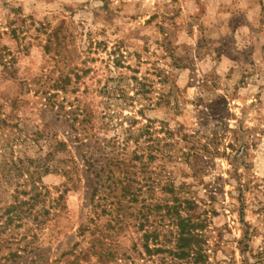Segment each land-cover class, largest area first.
Wrapping results in <instances>:
<instances>
[{
    "label": "rangeland",
    "instance_id": "obj_1",
    "mask_svg": "<svg viewBox=\"0 0 264 264\" xmlns=\"http://www.w3.org/2000/svg\"><path fill=\"white\" fill-rule=\"evenodd\" d=\"M181 219L264 264V0H0V264H169Z\"/></svg>",
    "mask_w": 264,
    "mask_h": 264
},
{
    "label": "trees",
    "instance_id": "obj_2",
    "mask_svg": "<svg viewBox=\"0 0 264 264\" xmlns=\"http://www.w3.org/2000/svg\"><path fill=\"white\" fill-rule=\"evenodd\" d=\"M37 196L38 194H33L28 200H16L17 202L12 204L8 213H11V216H19L18 206L38 201ZM10 218L9 216L8 219ZM177 224L179 227L178 240L176 249L171 252L174 259L172 258L169 264H205L207 258L203 249V235L198 230L199 223L193 221L187 224L186 220L181 219ZM185 257L189 258L187 263L183 262Z\"/></svg>",
    "mask_w": 264,
    "mask_h": 264
}]
</instances>
